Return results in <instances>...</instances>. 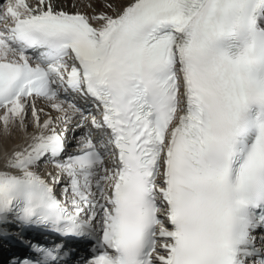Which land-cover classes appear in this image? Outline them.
Returning <instances> with one entry per match:
<instances>
[{
	"label": "snow or ice",
	"instance_id": "snow-or-ice-1",
	"mask_svg": "<svg viewBox=\"0 0 264 264\" xmlns=\"http://www.w3.org/2000/svg\"><path fill=\"white\" fill-rule=\"evenodd\" d=\"M87 7L0 4V235L53 238L10 264H264V0Z\"/></svg>",
	"mask_w": 264,
	"mask_h": 264
},
{
	"label": "bare ground",
	"instance_id": "bare-ground-1",
	"mask_svg": "<svg viewBox=\"0 0 264 264\" xmlns=\"http://www.w3.org/2000/svg\"><path fill=\"white\" fill-rule=\"evenodd\" d=\"M30 2H33V0H30ZM56 6L58 9H62L64 11L70 12V13H75L77 11L84 13V14H91L93 9L87 7V4L89 2H91L93 4V7L96 9V11H101L104 10L102 5L104 3V0H54ZM75 4V7H73V5ZM77 104H82L83 102L80 100V98L78 97V101L74 102ZM37 107L38 108H44L45 111H50V109L47 106V101L46 102H37ZM91 107V106H88ZM53 115H55V113H53ZM42 119H43V115H42ZM13 135L16 137L15 140L13 141H8V147L11 148L14 144L16 143H20V133L17 131H15L13 133ZM44 163H42L40 165V172L42 174H47L48 172H52L54 170L53 167H51V165H48L47 168H44ZM50 168V169H49Z\"/></svg>",
	"mask_w": 264,
	"mask_h": 264
}]
</instances>
